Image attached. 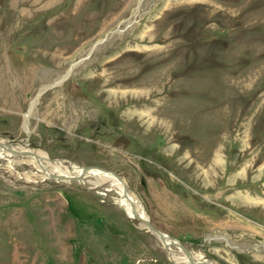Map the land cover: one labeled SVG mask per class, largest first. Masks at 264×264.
Wrapping results in <instances>:
<instances>
[{"label": "rangeland", "instance_id": "374dc122", "mask_svg": "<svg viewBox=\"0 0 264 264\" xmlns=\"http://www.w3.org/2000/svg\"><path fill=\"white\" fill-rule=\"evenodd\" d=\"M117 2L0 0V47L13 69L0 72L9 87L0 139L116 173L188 262L126 216L108 185L56 183L0 154V264H264V0H130L104 20ZM88 17L92 31L73 42ZM8 31L17 33L7 40ZM135 52L160 61L142 70L126 55ZM122 68L140 75L120 87ZM170 75L172 94L155 95L153 117H108L109 100L149 109L137 95ZM71 90L91 117L64 116Z\"/></svg>", "mask_w": 264, "mask_h": 264}, {"label": "bare ground", "instance_id": "6f19581e", "mask_svg": "<svg viewBox=\"0 0 264 264\" xmlns=\"http://www.w3.org/2000/svg\"><path fill=\"white\" fill-rule=\"evenodd\" d=\"M129 4H130V0H118L117 4H115V6H113L111 9H109L107 12L103 13V16L105 17L104 20L108 19V22H109L110 21L109 19H112L111 18L112 15H114L115 13H122L123 10H125L127 7H129ZM67 14H68V12H67ZM62 17L64 18V16H62ZM89 17L86 18L85 21L91 24L90 28L84 29V30H79V28H78V31H77V29H76V31L72 30L75 33L74 37L71 39L73 42H78V41L82 40L83 38H85L92 31L93 26L95 25V22L92 23V21H94V20L91 21V18H89ZM99 18H101V17H99ZM54 21H56V20H54ZM67 26L69 27L70 25H67ZM72 26L74 27V25H72ZM80 27H82V25ZM96 27H98V26L96 25ZM17 28H19V27H17ZM10 31H8L6 33V35H5V38L7 40H9L11 37H13L17 33V32L9 33ZM180 34H181V31H180ZM60 37H61V35H60ZM169 39H170L169 35L168 36L165 35V37L158 38V39H156V41L163 42V41H166V40H169ZM183 39H184V37H183ZM185 40H187V39H185ZM192 45H194V44H192ZM66 47L64 48V50L66 49ZM176 49H171V50L164 51V53H161V56H159V59L160 60H164V59H167V58L171 59L174 54L177 55V50ZM6 51L7 50H4V48L0 47V72H3L8 77H10L13 74V72H12L13 69L11 68V66L9 67L7 65L6 61H5ZM61 53H62V51H61ZM54 55H55V53H54ZM126 55L127 56L128 55L131 56L132 57L131 59H133L136 62H138L137 63L138 65H139V63L142 64V68H141L142 70H147L153 64H155V63L157 64L158 61H160V60L151 59L150 57H148V55H144V54L137 53V52H135V53H127ZM51 56H52V54H51ZM55 56H57V55H55ZM58 56L60 57L61 55H58ZM170 56H171V58H170ZM59 57H58V59H59ZM169 59H167V60H169ZM186 62H187V60H186ZM199 65H202V63L199 64ZM211 66H214V65L212 64ZM137 67H135V68L138 69ZM125 69H127V68H125ZM184 69L183 68L178 69L176 72L174 71V74L182 76V74H185L186 71L187 72L189 71V70H184ZM122 70H124V68H122ZM127 70H124V71L127 72ZM200 70L202 71V69H200ZM131 71L132 70H130V72L128 71L127 73H125L126 75L124 74L125 76L117 79V82L119 83L120 87L124 86L126 81H131V80L133 81V80H136L139 77V75H140L139 72H131ZM196 71H198V70H196ZM168 72L170 73V71H168ZM190 72H192V70ZM150 75H152V74H150ZM197 75H198V73H197ZM171 78H172V75H170L169 77H167L165 79L163 78L164 81L162 80L163 82H162V85H161L160 89L159 90L156 89L157 92L151 91V92H147L146 94L144 93L145 97H139V95H137L138 98H136L137 100L135 99V101H142L143 102V104H139V107H140V105H142V107L149 108L146 111H144L143 113L136 110L137 106L132 107V108H128L127 107L123 111H120L121 110L120 108L123 107V105L126 102H130V104H131L134 99H126V100L120 99L118 101L109 100L108 107H107L108 108V112H109L108 113V117H139V118L140 117H153L154 116V112L150 109L152 107V105H151L152 102H154L153 98L155 97V95H159V96L164 98V97H169V95L172 94V92L169 91V83L171 81ZM16 80H17V78H16ZM214 82H217V81L214 80ZM109 83H111V82L109 81ZM12 87H14V86H12ZM3 89L9 90V87H8V85H6V82H0V90H3ZM151 90H152V88H151ZM10 92L9 93L13 94L14 96H16L18 94V91L16 90L15 87L13 89H10ZM176 93H178V92H176ZM180 93H182V92H180ZM130 98H131V96H130ZM61 99L63 100L62 102L66 103L67 106H68V108L66 109L68 113H66L64 115L65 117H68V118L69 117H91V115H92V111L91 110L92 109L90 110L89 104L83 102L79 98H76L74 96V91L73 90L69 91L68 93H64L63 92ZM154 105H156V104H154ZM61 109H57L54 112H56L57 114H61V113L64 114L66 111L63 113ZM60 117H62V116L60 115ZM160 117H161V115H160ZM26 122H27V120H25V129H26V125H27ZM132 122L134 124L133 123L131 124L130 133H133L135 135V134H137L136 133V129H135V126H137V125H136V123L134 121H132ZM115 123H117V121ZM0 154H3V156H5V159L11 165L14 164V163L16 164V163H19V162H26L27 161L32 166H34L37 169H39L43 173V177L44 178L51 179V180L55 181L56 183H66V184H69V185H71L73 183H76V184H81L83 186H87V185L92 184L95 187L96 186L97 187H103V186L106 187L108 185L109 188L108 187H106V188H108L109 191H112V193H114L116 195V203H117L119 209L124 214H126V216H128L130 219H133V220H138V219L147 220V217H146V215L144 213L142 205L139 202L138 197L135 194H133L130 190H128V187H127L126 183L119 176H117L116 174H113V173L108 172V171H104L102 169H95L94 167L84 168V167H79V166H77L75 164H67V165H65L63 161L51 162V161H49L47 159L46 154H44L42 152L31 150L30 148H28V143L26 141L23 142V143H17L16 145H14L13 143H10V141H8V140L0 139ZM17 158H19V159H17ZM106 191H108V190L101 189V191H99V193L104 195L106 193ZM155 236L158 237L160 241H162L163 245L166 246L167 250H170V251H174V250H181L182 251L183 250V252L185 254V257L183 258V261L186 262V263L188 262V258H187L188 254L186 253V250L184 251V249H183L184 247L182 248L177 241H175L174 239L170 238L169 236H159V235H155ZM201 261L202 260H199V259L197 260L196 258L195 259H191L190 260V264H202V263H198V262H201ZM203 262H206V261H203ZM206 264H213V263L206 262Z\"/></svg>", "mask_w": 264, "mask_h": 264}, {"label": "water", "instance_id": "95a60500", "mask_svg": "<svg viewBox=\"0 0 264 264\" xmlns=\"http://www.w3.org/2000/svg\"><path fill=\"white\" fill-rule=\"evenodd\" d=\"M85 168H87V167H85ZM94 168L100 169L98 167H94ZM113 174H116V173H113ZM138 221L143 227H146L151 233H153L155 235H159V236H166V235L162 234L161 232H159L148 220L138 219Z\"/></svg>", "mask_w": 264, "mask_h": 264}]
</instances>
